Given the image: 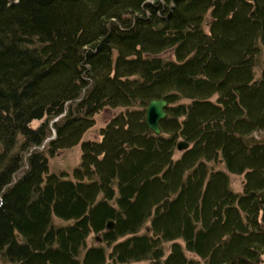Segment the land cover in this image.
Wrapping results in <instances>:
<instances>
[{
    "label": "trees",
    "instance_id": "trees-1",
    "mask_svg": "<svg viewBox=\"0 0 264 264\" xmlns=\"http://www.w3.org/2000/svg\"><path fill=\"white\" fill-rule=\"evenodd\" d=\"M107 261L264 264V0H0V263Z\"/></svg>",
    "mask_w": 264,
    "mask_h": 264
},
{
    "label": "rangeland",
    "instance_id": "rangeland-1",
    "mask_svg": "<svg viewBox=\"0 0 264 264\" xmlns=\"http://www.w3.org/2000/svg\"><path fill=\"white\" fill-rule=\"evenodd\" d=\"M169 55L166 53L165 56ZM257 75H259L257 73ZM120 111V108L116 109H104L95 115V125L89 129V131L85 134L84 139H92V140H100L99 130L102 128L107 121L117 112ZM32 125L35 127L38 125V122H33ZM80 144L66 150H62L56 152L53 156L49 157V170L50 171H67L69 172L74 166H76L80 159ZM180 152L177 151L175 154V158L179 156ZM231 187L234 191L239 192L242 186V177L241 176H231L230 177ZM99 234L90 235L87 244L91 245L93 243H101ZM99 238V241L96 240ZM0 264H13V263H0ZM105 264H111L107 261ZM136 264H146V263H136Z\"/></svg>",
    "mask_w": 264,
    "mask_h": 264
},
{
    "label": "water",
    "instance_id": "water-1",
    "mask_svg": "<svg viewBox=\"0 0 264 264\" xmlns=\"http://www.w3.org/2000/svg\"><path fill=\"white\" fill-rule=\"evenodd\" d=\"M167 101L165 99H155L151 100L146 107L145 110V123L148 127V129L155 135H160V127L159 123L161 120L165 119L167 117V114L165 112V109L167 107ZM188 148V144L179 141L177 143V150L178 151H184ZM107 230H111L113 228V223L108 222L106 225ZM97 241H99V238H96Z\"/></svg>",
    "mask_w": 264,
    "mask_h": 264
}]
</instances>
